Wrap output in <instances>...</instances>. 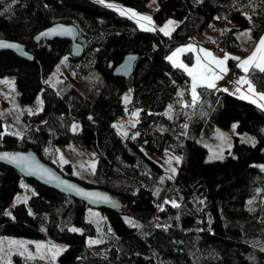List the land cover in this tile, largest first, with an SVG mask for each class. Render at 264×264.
<instances>
[{"label":"trees","instance_id":"16d2710c","mask_svg":"<svg viewBox=\"0 0 264 264\" xmlns=\"http://www.w3.org/2000/svg\"><path fill=\"white\" fill-rule=\"evenodd\" d=\"M113 1L138 12L153 3ZM155 1L157 24L180 20L170 35L141 28L95 0H0V38L24 44L34 57L0 51V77H16L21 103H33L40 93L47 102L41 118L23 116L21 136L6 134L0 117V151H34L66 177L113 199L106 207L88 206L0 163V239L63 243L58 264H264V108L203 86L193 103L191 77L167 59L182 46L200 43L196 36L209 28L222 33L218 50L236 46L248 54L264 33V0ZM58 22L78 27L82 57L71 56L68 40L35 42ZM215 45L209 47L218 51ZM128 54L139 55L133 75L115 76ZM65 58L88 84L63 78L50 86L54 68ZM194 58L192 52L184 55L188 63ZM228 65L243 72L234 58ZM247 74L264 91V71L252 66ZM128 90L132 96L125 102ZM133 112L135 123L121 133L116 122ZM233 122L232 149L209 160L201 136ZM77 123L81 128L74 132ZM68 143L95 155L92 172L56 163L59 145ZM166 147L182 157L175 175L152 157ZM22 183L34 191L30 209L15 203ZM91 239L99 244L90 246Z\"/></svg>","mask_w":264,"mask_h":264},{"label":"rangeland","instance_id":"374dc122","mask_svg":"<svg viewBox=\"0 0 264 264\" xmlns=\"http://www.w3.org/2000/svg\"><path fill=\"white\" fill-rule=\"evenodd\" d=\"M95 1L98 2V0ZM100 4H103L105 6L115 5V7H110V8L117 9L119 12H121V10L130 9L135 11L137 14H139V16L151 17V23L147 21H141L149 29L152 27L154 28L156 27L160 29L169 20H172L174 21V24L169 26V30L172 33L173 30L176 28V26L180 23L179 19L171 18L162 24H157L153 18L154 8L157 6L156 1L153 2L152 5H150L145 12H138L130 7L124 6L113 0H104V2ZM126 16L131 17L135 21L138 20V17L133 18L130 13ZM221 36L222 33L216 32L213 28H209L204 33L196 36L197 41L200 42L197 43V45L204 46L206 47V49H208L207 51H209L213 49L212 47L210 48L209 46L211 44L215 45L216 43L217 45H215V49L218 50L217 46L220 45ZM262 37H264V33L262 34ZM258 43L254 42L255 45L254 44L253 45L254 47L256 46L255 48H257ZM240 49L241 48L235 46V48L230 51L221 52L220 50H218L220 52L214 53V55L221 59H224V57L227 55L229 58L225 60L224 65H222L225 66V64L228 65V60L230 58L236 56H242ZM261 55H262L261 53H257L255 62H250L248 65H252V64L264 65V60L261 59ZM236 60L237 59H235V64L238 63V60L237 61ZM246 66L247 65H245L244 67ZM244 67H241L243 71H244ZM63 78H67L74 84L78 81H81V83L85 82L84 79L83 80L79 79L78 73L72 68L71 64L66 58L63 59L58 64V66L54 68L53 73L51 74L48 82L50 86L54 89L58 86L60 80ZM228 78L229 79L227 82H232L233 84L232 86L223 84L222 87L224 89L225 88L227 89L226 92L240 99H242L241 97L243 96H247L248 99H244V100L252 103L253 101H255L254 104H258V105L264 104V99H261V95H264V91H259L253 84L251 78H249L246 75H243L242 73H239L238 71H235L234 74L232 75L231 74L228 75ZM85 83L88 84L89 82L86 81ZM18 94L19 91L16 85V77L14 75H6L4 77H0V117L3 119L4 132L6 134L8 133V134L21 136L24 134V130H25V123L23 122V116L28 113L33 117L36 116L35 119L41 118L42 112L46 110L45 105L47 104V102L45 103L44 95L40 93L33 103H29V104L21 103L20 100L18 99ZM131 96H132L131 90L124 92L123 94L124 101L125 102L129 101L131 99ZM200 104L201 102L198 101L197 107H199ZM171 110H172L171 107L170 108L168 107L166 113L168 115L171 114ZM137 116H138L137 112L126 114L125 116H123L118 122H116V126L119 129V131L123 133L125 129L128 127V125H130L131 123H135V118H137ZM234 124L237 125V122H233L232 125L228 128L216 127L215 131L212 132L209 137L204 135L201 136L200 142L208 149V155H207L208 159L209 157H214L213 159H209V160L220 159V157L223 158L225 151L232 149L233 138L234 135L236 134V127L235 129H233L232 127ZM80 128L81 125L77 123L74 124L72 130L76 132ZM152 157H154V159L158 161L166 169V171L172 175H175L178 172L182 160V157L179 154L173 152L168 147H166L162 153L153 154ZM176 157L180 158L178 162L175 159ZM170 159H171V163L168 162ZM96 162H97L96 157L92 152L81 149L78 146H76L74 143L59 145L58 157L56 159V163L59 166H62L66 163H71L77 171L86 169L92 172L96 167ZM172 169H175V172H173ZM33 193H34L33 189L28 184L22 183V190L18 193L15 203L25 205L26 207L29 208L28 200ZM13 207L14 205L10 206L7 209V214L10 216H13L15 214ZM90 241H97V240L91 239ZM96 244L99 243L93 244L89 242L90 246ZM53 246H56L57 248L60 249L66 248L65 244L56 242L51 238L41 239V238H26V237H18V236H4L0 239V256L2 259V264H22L24 260H30V261L40 260L42 264H58V256L63 251L59 252V254L56 255L55 259H52L53 252L55 250Z\"/></svg>","mask_w":264,"mask_h":264},{"label":"water","instance_id":"95a60500","mask_svg":"<svg viewBox=\"0 0 264 264\" xmlns=\"http://www.w3.org/2000/svg\"><path fill=\"white\" fill-rule=\"evenodd\" d=\"M55 29L49 35L41 36V33H49L50 30ZM80 31L76 25L73 23L58 22L52 24L46 29L39 32L34 40L40 43L42 40L52 41L55 39L68 40L71 42V56L78 58L85 54V46L79 41ZM0 42L5 45H16L17 47H5L0 46V51H10L16 54L18 57L32 61L34 59L32 53H30L26 46L18 41L0 38ZM139 55L128 54L125 56L121 64H119L115 70V76H121L129 79L134 73L135 63ZM18 155L25 157L24 161L18 162L7 159L3 154ZM0 163L7 165L16 169L21 176L26 179H32L41 185L47 186L56 190L57 192L73 197L77 200L85 202L88 206L92 207H106L111 204L113 199L104 195L101 191L96 189H91L77 180L66 177L62 172H60L53 165L47 164L42 161L36 152L34 151H22V150H6L0 151ZM52 177H55L53 179ZM66 182V183H62ZM73 185L72 188H68L67 185ZM79 189L80 191H77ZM81 192H93L100 194L101 197H107V199H98L96 197L81 195Z\"/></svg>","mask_w":264,"mask_h":264},{"label":"snow or ice","instance_id":"6c2138e0","mask_svg":"<svg viewBox=\"0 0 264 264\" xmlns=\"http://www.w3.org/2000/svg\"><path fill=\"white\" fill-rule=\"evenodd\" d=\"M98 2L100 3H103L104 0H98ZM153 2H155V0H153ZM109 7H115V5H108ZM131 14V16L133 18H137L138 17V20L137 22L140 23V27L141 28H144L146 30H152V31H155L156 29L154 27L152 28H147V26L142 23L141 21H147L149 23H151V17L149 16H139V14H137L135 11L133 10H121V14L122 15H128V14ZM174 24V21L172 20H169L163 27H161L159 29V31L163 32L165 35H170L171 32L169 30V26L170 25H173ZM55 29L53 30H50L49 33H41V36H45V35H49L51 34V32H54ZM242 36L243 35H247V33H242L241 34ZM0 46H5V47H17L16 45H5L3 44L2 42H0ZM187 50H192V45L189 44L187 46ZM185 51V48H178L176 49L175 52H173L170 56L167 57V59L169 61H172L173 63V66L174 67H179V68H183L185 71L188 72V74L190 76H192V98H193V103L195 102V100L197 99V93H196V88H197V84L198 82H200L201 84H203L204 86H206L207 88H216V84H215V81L218 80V79H221V75L216 73V72H211L209 73L207 70H205L204 73H197L196 70H195V67L194 68H188L186 65H184L183 63H177L176 61V57L178 56L179 53ZM201 51H205L204 49H201ZM257 53H261V59L264 60V37H261L258 45H257V48L253 51L252 55L247 57L246 59H244L243 61H241V63L238 65V67H244L245 65H248L251 61H254L256 56H257ZM207 55L211 56V53H207ZM229 57L226 55L224 57V59H216L213 57V60L215 62V64L217 65V67L220 68V72L223 73V72H226L227 69L224 68V67H221L222 65H224L225 63V60H227ZM234 59H237L239 60L240 58L239 57H233ZM198 62H199V58H198ZM256 67H259L261 69V71H264V65L262 64H256L255 65ZM244 70L245 71H248V68L247 67H244ZM224 91H227V89H224ZM242 99H248L247 96H243L241 97ZM261 99H264V95H261ZM253 103H255V101H253ZM171 107V106H170ZM261 107H264V104H261ZM237 125H233V129H235ZM126 135V133H125ZM134 138V137H133ZM226 138V137H224ZM7 159H10V160H13V161H18V162H21V161H24L26 158L25 157H22V156H18V155H9L7 153L3 154ZM214 157H209V159H213ZM222 158V157H220ZM62 159V157H61ZM177 160V162L179 161V157H176L175 158ZM66 162V161H65ZM169 163H171V159L168 161ZM173 172H175V169H172ZM53 179H55V177H52ZM62 183H66V182H62ZM68 188H72L73 185L71 184H68L67 185ZM77 191H80L79 189H77ZM81 195H84V196H90V197H96L98 199H107V197H101L100 194L98 193H93V192H81ZM173 206H177L175 205V202L173 201ZM10 214V213H9ZM72 231H77V229H72ZM90 243H99V241H90ZM53 248L55 249L54 252H53V256H52V259H55L56 258V255L59 254V252L63 251L64 249H60V248H57L56 246H53Z\"/></svg>","mask_w":264,"mask_h":264},{"label":"crops","instance_id":"0c3cea01","mask_svg":"<svg viewBox=\"0 0 264 264\" xmlns=\"http://www.w3.org/2000/svg\"><path fill=\"white\" fill-rule=\"evenodd\" d=\"M262 37V36H261ZM261 37H260V39H261ZM260 39L256 42V43H258L259 41H260ZM192 45V50H187V46L188 45H186V46H182V47H180V48H185V51H183V52H181V53H179L178 54V56L176 57V61H177V63H183L184 65H186L188 68H194L195 67V70H196V72L197 73H204L205 72V70H207L209 73H211V72H216V73H218V74H220L221 75V79H218V80H216L215 81V84H216V88H214L216 91H218V90H224V88L222 87L223 86V84H226V85H229V86H232V82H227L228 81V75H232V74H234V72L237 70V69H232V68H230L229 67V65H227V64H225V66H221V67H224V68H226L227 69V71L226 72H223V73H221L220 72V68L219 67H217V65L215 64V62H214V60H213V57L214 58H216V59H221V58H219V57H216L215 55H214V53H217V52H219V51H214V50H209V51H207L208 49H206V47H204V46H201V45H197V44H191ZM257 45V44H256ZM256 47V46H255ZM255 47H253V49L248 53V54H246V55H242V56H236V57H239L240 59L238 60V63H241V61H243L244 59H246L247 57H249V56H251L252 55V53H253V51L256 49ZM201 49H204L205 50V52L204 51H201ZM188 52H192L193 54H194V62L193 63H188V62H186L185 61V59H184V55L186 54V53H188ZM207 53H211V56H209V55H207ZM198 58H199V62H198ZM251 62H255V60L254 61H251ZM237 63V65H239ZM256 64H252V65H247L246 67L248 68V70L252 67V66H254V67H256L255 66ZM241 68V67H240ZM257 68H259V67H257ZM183 69V68H182ZM242 69V68H241ZM184 70V69H183ZM185 71V70H184ZM233 72V73H232ZM246 72H248V71H241V72H239V73H242L243 75H246V76H248L249 77V75L246 73ZM186 73L188 74V72L186 71ZM246 73V74H245ZM189 75V74H188ZM190 76V75H189ZM191 77V80H192V76H190ZM250 78V77H249ZM193 82V81H192ZM200 86H203V87H206V86H204L203 84H201L200 82H198V84H197V88H196V91L198 90V88L200 87ZM255 87H256V85H255ZM226 89V88H225Z\"/></svg>","mask_w":264,"mask_h":264}]
</instances>
